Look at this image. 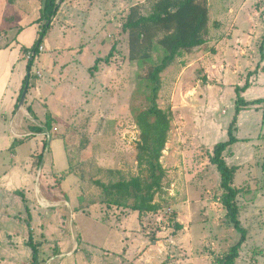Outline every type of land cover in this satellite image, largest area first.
Masks as SVG:
<instances>
[{"label":"rangeland","instance_id":"374dc122","mask_svg":"<svg viewBox=\"0 0 264 264\" xmlns=\"http://www.w3.org/2000/svg\"><path fill=\"white\" fill-rule=\"evenodd\" d=\"M43 1L5 0L8 19L0 27V35L13 24L18 26L15 23L21 15L28 14V20L35 24L19 26L14 32L22 29V43L33 45L46 22L41 17L36 20ZM137 3L144 14L151 12L153 0H65L54 18L55 25L43 38L44 57L40 59L39 54L33 60L27 103L36 95L33 88L49 81L50 60L57 58L56 48L62 51L66 44L73 47L68 48L72 55L60 61V67L68 70L74 66L75 73L84 69L73 84L75 90L66 84L55 90L62 103L72 102L61 106V110L65 108L63 119L46 120L47 106L35 104L37 123L51 126L47 133L42 130L45 135L19 142L22 152L33 149L40 153L38 160L50 138L56 155L60 142L62 148L67 147L66 169L64 165L54 166L51 153L41 160V173L34 172L41 177L39 185L44 195L45 181L50 178L62 187L71 185L64 192L66 196H60L64 206H41L35 178L30 190L10 193L3 208L14 214L12 219H19L12 223L17 231L38 236L40 259L46 264H223L220 260L241 237L226 217L221 174L210 155L218 142L229 138L228 127L236 113V87L245 85L249 77L250 85L243 96L251 100L264 97V58L260 50L264 42V0H246L244 15L253 19L227 24L223 33L221 26L213 24L207 43L183 51L162 72L157 102L170 113L172 121L161 159L166 169L164 188L156 195L161 208L152 212L109 203L99 185L130 180L141 173L137 160L141 130L134 113L152 104L147 74L164 52L154 50L152 59L145 62L130 59L129 34L123 24ZM66 32L68 35L62 37ZM116 42L113 56L106 61ZM99 57L103 59L98 70L91 71ZM27 64L24 54L15 69L14 82L27 75ZM38 70L41 78L35 76ZM73 92V96L68 95ZM73 101L78 103L73 105ZM236 126L234 135L239 140L224 153L228 164L237 167L233 185L239 189V218L247 230L236 262L264 264V104L243 109ZM20 131L24 133V129ZM5 154L0 172L6 171L11 162L10 152ZM59 160L64 162L65 157ZM49 217L54 218L55 231L44 229L42 237L41 223L44 228L51 222ZM31 220L40 231H30ZM106 223L114 227L111 237ZM177 223L182 228L177 229ZM76 236H80L79 243ZM109 240L114 241L112 245ZM31 248L23 258L29 264Z\"/></svg>","mask_w":264,"mask_h":264},{"label":"trees","instance_id":"16d2710c","mask_svg":"<svg viewBox=\"0 0 264 264\" xmlns=\"http://www.w3.org/2000/svg\"><path fill=\"white\" fill-rule=\"evenodd\" d=\"M41 9V18L46 22L40 29L39 38L31 48H23L24 52L29 49L37 50L42 44L43 38L52 26L54 18L61 7L59 0H44ZM123 30L129 34L130 59L145 62L152 59V52L160 48L164 54L159 62L151 65L147 79L152 89V104L141 112H135L137 125L141 130L138 142V165L140 174L130 180H120L105 184L99 182L103 187L105 200L109 203L131 207L140 212L158 211L161 204L157 202L156 195L163 190L166 169L162 163V156L166 148L168 136L171 129V115L162 109L157 102L159 91L162 87L161 74L183 51H190L195 47L207 42L210 32L208 0H153L152 9L149 14L142 12L139 4L132 6L123 24ZM117 42L112 46L109 54L104 58L109 61L116 50ZM262 59L264 58V42L260 46ZM101 57L96 59L91 71L98 70ZM33 60H28V73L19 96L20 102L25 86H30V77ZM254 72H250L251 76ZM246 84L236 87L237 98L236 113L228 127V140L218 142L210 155V161L215 164L221 174V186L225 190L222 196L223 204L227 210L226 217L240 232L239 241L232 246L231 251L220 261L223 264H237L239 250L246 240L247 230L240 220V207L237 202L239 189L233 185L237 167L231 166L226 161L224 153L231 151L232 146L239 140L234 131L237 129V121L243 109L255 104H264V97L255 100H247L243 91L250 85L249 77ZM18 106V105H17ZM49 126L39 128L48 130ZM38 160V165L42 160ZM133 202H130L132 201ZM176 228H182L177 223ZM31 243V244H30ZM32 247L31 264H44L40 260L39 244L28 241Z\"/></svg>","mask_w":264,"mask_h":264},{"label":"crops","instance_id":"0c3cea01","mask_svg":"<svg viewBox=\"0 0 264 264\" xmlns=\"http://www.w3.org/2000/svg\"><path fill=\"white\" fill-rule=\"evenodd\" d=\"M243 2L246 3V0H243ZM244 3L240 1L237 2V0H208L209 28H212L213 24H217L221 26V28H223L220 30V32L223 33L225 25H235L237 23H241L244 19H251V15H249L248 17L244 15ZM7 8H9V6L5 4V0H0V27L5 26L7 23L6 21L8 18H5L7 17L5 14L7 12ZM41 9L42 6L39 8V12H41ZM59 13L57 14V16L59 15ZM27 16L28 14L21 15L20 21L18 23H15V25L18 26H14L13 24L12 26L8 27L6 31L2 33V35H0V163L2 162L1 160H3V155H6L5 153L7 152H10L11 158V162L7 163L6 171L0 172V264H29L28 261L23 260L25 254H29V249L31 247V245L28 244V241L32 239V242L36 244H38L40 241L38 236H36L35 238H33L31 235L27 236L26 231L21 233L17 231L15 227H13L12 223L19 219H12V216L14 214L11 213L8 209H3L7 203L6 201L10 193L16 194L17 192H21L22 190H30V188H32L33 184L35 183L36 178V193L41 206L48 208L56 207L57 209L62 208V205L64 206V199H62L60 196H63L64 198L66 196L64 192L67 190V188L70 189L71 185H69L68 183L64 187H62L57 182V180L54 181L52 178H50V181H45V191H43L47 194L44 195L39 185L41 177L39 175V177L37 178V176L35 175L36 173H38V170L39 174L41 173V167L44 168V164L42 165V163H40L38 165L37 156L40 153L37 154V152L33 151V149H29V151L24 150L22 152V149H20L21 145H19V142L26 141L28 139L33 141V139H37L38 137L45 135L43 133L44 131L45 133L48 132V130L42 131V129H39L44 128L45 125L42 123H37L38 116L34 109L35 104L38 103L36 107L38 106L40 108H42V105H44L45 107L47 106L46 120L49 117L56 120L63 119V111H65V108L62 107V111L60 109L61 106H69L72 104V102L67 101L65 103H62L60 97L57 96L58 93L56 94L55 90L59 89L61 84V86L66 84L67 88H72L73 90H75L76 88L73 87V84H76L81 74L84 73V69H80V71H78L77 73H75V71H72L74 66L73 68H68V70H65L63 67H60L59 62L63 61L65 57L69 56L72 53H69L68 50V48H73L70 44L64 45L62 51L61 48H56L59 52L55 50L57 58H51L50 60L51 75L49 81L41 82L36 86V88H33L36 95L35 97L31 98L29 103H27V94L29 92V88H31L30 83L24 103L21 105L20 102H18V99L21 94V90L26 76L22 79V81L17 80L14 82L15 69L22 56L26 54V52L23 51V48H31L34 44L26 46L22 43V40L24 38V34H22L21 32L22 29H20L19 32H17V30L16 32L14 31L15 29H18L19 26H22V28H24L26 25L35 24L34 22L32 23L30 19L28 20L29 16ZM57 16L55 17V20ZM25 17H27L26 21L27 23L29 22L28 24L26 22L25 24L23 23L25 21ZM39 17H41V13L37 15L36 20ZM210 18H212V24L210 23ZM55 20L52 22V25H55ZM67 35L68 33L66 32V34L64 33L62 37H66ZM70 51L72 50L70 49ZM42 53L40 59L44 57ZM62 73H64V75ZM73 74L75 75V77H72ZM35 76L41 78L42 72L38 70ZM70 85H72V87ZM259 93L261 92H258V94ZM73 94L74 92L72 94L69 93L68 95L73 96ZM75 95L78 96V94ZM247 100L251 99L247 98ZM75 103L77 104L78 102L73 101V105ZM79 103V105H81V102ZM40 108H38V110ZM10 117H12L11 124L8 125L7 121ZM21 128L24 129V133L20 131ZM54 129L57 131L56 127H54ZM52 141L53 138H50L49 141H45L46 146L44 143L42 162L43 158H46V156L53 153V159L55 162L54 166L59 167L60 165L62 168L65 166L64 169H66V163H68L67 147L63 146L62 148V143L60 142V148L63 150H56V152H60L56 155V153L54 152L55 148L52 147ZM55 142L57 143L56 145H59L58 140H56ZM61 157H65L64 162L59 160V158ZM6 159L7 157H5V160ZM47 177L50 176L48 175L46 176V178ZM61 182L65 184L66 180L62 179ZM62 211L66 212L65 210ZM19 215H21V212H19ZM49 219H51V222H48L46 226H44V228L42 227L43 223L40 222L41 231L39 227L32 222L33 220H31L30 231L33 233L40 231V235L42 237H45L44 229L45 231H50V233H53L55 231V221L52 217H49ZM57 222L60 221L58 220ZM106 224L109 229V237H111V234L113 232L112 230L114 229V227L111 226L112 223ZM109 237L108 239H110ZM75 239L76 242L79 243L80 236H76ZM113 242L114 241L109 240V244L111 243L110 245H112ZM39 248L41 249L42 247ZM78 248L75 250V252H77ZM71 249H73V246H71ZM55 251L57 252V247ZM71 252L72 251L70 250L68 254H70ZM32 253L33 251L31 248V254ZM61 254L62 253H59L58 256L60 257ZM40 260L44 263L43 259Z\"/></svg>","mask_w":264,"mask_h":264},{"label":"built area","instance_id":"2783aa9c","mask_svg":"<svg viewBox=\"0 0 264 264\" xmlns=\"http://www.w3.org/2000/svg\"><path fill=\"white\" fill-rule=\"evenodd\" d=\"M44 51H45V48L41 44V45L38 46V49L37 50L29 49L26 52V58L28 60H31V59L34 60L39 54H41Z\"/></svg>","mask_w":264,"mask_h":264},{"label":"water","instance_id":"95a60500","mask_svg":"<svg viewBox=\"0 0 264 264\" xmlns=\"http://www.w3.org/2000/svg\"><path fill=\"white\" fill-rule=\"evenodd\" d=\"M62 0H60L61 2ZM27 90H28V84L25 86V89L23 91V94H22V97H21V101H20V104L22 105L24 103V100H25V97H26V94H27Z\"/></svg>","mask_w":264,"mask_h":264}]
</instances>
